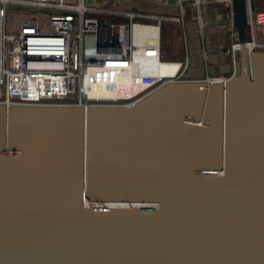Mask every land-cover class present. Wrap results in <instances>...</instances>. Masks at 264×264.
I'll return each mask as SVG.
<instances>
[{
    "label": "water",
    "instance_id": "obj_1",
    "mask_svg": "<svg viewBox=\"0 0 264 264\" xmlns=\"http://www.w3.org/2000/svg\"><path fill=\"white\" fill-rule=\"evenodd\" d=\"M132 106L0 103V264H264V49Z\"/></svg>",
    "mask_w": 264,
    "mask_h": 264
},
{
    "label": "built area",
    "instance_id": "obj_2",
    "mask_svg": "<svg viewBox=\"0 0 264 264\" xmlns=\"http://www.w3.org/2000/svg\"><path fill=\"white\" fill-rule=\"evenodd\" d=\"M247 15L246 45L264 47L256 34L264 10L247 0ZM163 23L177 27L179 58L163 57ZM238 48L231 0H0V103L131 105L170 80H228ZM170 62L175 74H160L157 64ZM193 68L203 76H189ZM97 85L135 92L90 97Z\"/></svg>",
    "mask_w": 264,
    "mask_h": 264
},
{
    "label": "bare ground",
    "instance_id": "obj_3",
    "mask_svg": "<svg viewBox=\"0 0 264 264\" xmlns=\"http://www.w3.org/2000/svg\"><path fill=\"white\" fill-rule=\"evenodd\" d=\"M258 31H259V36L260 37H264V24L260 25L258 27ZM246 46H247V48L249 50H251L249 48L250 45H246ZM157 67H158L157 70L160 72V74L167 75V76H172V75L175 74V72H176V70L178 68V63L177 62H170L168 64L167 63H158ZM236 70H237V66L235 68V71ZM123 81H125V80H123ZM174 81L175 80H170V81H167V82H174ZM194 81H225V80L217 79V80H194ZM119 82H121V80H119ZM100 87H101L100 85L94 86V88L88 92L89 96L90 97H99V98H114L116 96H118V97L119 96L126 97V96L131 95L133 92H135L134 91L135 88H134V90L133 89H129L128 90V89H125V88L115 89L114 87L113 88H110V87L100 88ZM133 104H135V103H132L131 105H124V107L132 106Z\"/></svg>",
    "mask_w": 264,
    "mask_h": 264
},
{
    "label": "rangeland",
    "instance_id": "obj_4",
    "mask_svg": "<svg viewBox=\"0 0 264 264\" xmlns=\"http://www.w3.org/2000/svg\"><path fill=\"white\" fill-rule=\"evenodd\" d=\"M137 4L140 7H147L146 4H144L142 2H137ZM152 8L155 9V10H158V11L162 10V9H160V6H158V5L157 6H153ZM12 17L14 18L15 16L13 15ZM42 19H43V16H41V18L39 20H42ZM193 20H194V14L191 13V11L188 9L187 10V15H186L187 24H189L191 26ZM171 26H173L172 23H163V30H162V33H161L162 44H163V46L165 44L166 47H169L168 48L169 51H170V46L169 45H172V41H173L174 46H176V48L179 45V39L177 37V33H176L174 39H171L170 30H166L167 27H171ZM176 29H177V27H176ZM190 41H191V44H193L195 42V37L194 36L191 37ZM260 44H264V41H260ZM256 49H264V47L256 48ZM174 51L176 52L175 48H174ZM194 68H196V67H194ZM194 68L188 71V75L189 76H193V77L201 78L203 76V70H201V69L196 70Z\"/></svg>",
    "mask_w": 264,
    "mask_h": 264
},
{
    "label": "trees",
    "instance_id": "obj_5",
    "mask_svg": "<svg viewBox=\"0 0 264 264\" xmlns=\"http://www.w3.org/2000/svg\"><path fill=\"white\" fill-rule=\"evenodd\" d=\"M163 30V29H162ZM166 30H170V33H171V39H174L175 35H176V25L173 24V26L171 27H167ZM170 46V51H169V47H166V45L162 44V49L165 51L163 57L166 58V59H176V58H179L180 57V50H179V45L178 47L176 48V46H174L173 44V41H172V45H169ZM174 46V47H173ZM174 48L176 49V52L174 51Z\"/></svg>",
    "mask_w": 264,
    "mask_h": 264
},
{
    "label": "crops",
    "instance_id": "obj_6",
    "mask_svg": "<svg viewBox=\"0 0 264 264\" xmlns=\"http://www.w3.org/2000/svg\"><path fill=\"white\" fill-rule=\"evenodd\" d=\"M250 4L252 7L264 10V0H250ZM256 34L260 38V40L264 41V37L259 36L258 29L256 31Z\"/></svg>",
    "mask_w": 264,
    "mask_h": 264
}]
</instances>
